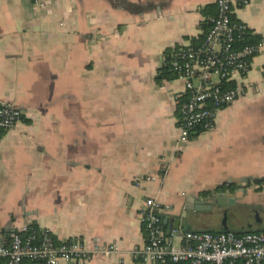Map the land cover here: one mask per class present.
Returning <instances> with one entry per match:
<instances>
[{"label":"crops","instance_id":"obj_1","mask_svg":"<svg viewBox=\"0 0 264 264\" xmlns=\"http://www.w3.org/2000/svg\"><path fill=\"white\" fill-rule=\"evenodd\" d=\"M214 13L215 0H0V104L23 112L0 132L1 240L32 224L57 243L118 246L76 264H135L146 197L182 214L217 187L237 202L214 207L255 217L235 231L264 225V0H232V19L263 42L231 83L244 93L177 141L184 80L168 61ZM193 211L190 230L207 231Z\"/></svg>","mask_w":264,"mask_h":264},{"label":"built area","instance_id":"obj_2","mask_svg":"<svg viewBox=\"0 0 264 264\" xmlns=\"http://www.w3.org/2000/svg\"><path fill=\"white\" fill-rule=\"evenodd\" d=\"M215 5L216 13L202 40L179 46L168 61L169 70L184 80V91L175 98L178 143L186 142L197 129H211L218 110L242 96L241 85L231 83L247 72L251 58L263 46L261 41L246 42L250 30L232 19V0H215ZM22 113L12 104H0V132L14 128ZM144 180L154 177L137 176L135 185ZM170 210L169 204L156 197L143 200L139 218L146 239L132 248L135 264H264V231L176 230L173 234L183 243L173 245L160 229V216ZM117 252L114 243L87 246L76 239L57 243L47 230L29 225L11 232L6 243L0 239V264H76Z\"/></svg>","mask_w":264,"mask_h":264},{"label":"water","instance_id":"obj_3","mask_svg":"<svg viewBox=\"0 0 264 264\" xmlns=\"http://www.w3.org/2000/svg\"><path fill=\"white\" fill-rule=\"evenodd\" d=\"M218 187L214 189V191L205 196V197H189L187 203L185 205V209L182 214H173V209L170 210L169 216H160V229L163 231L165 225L167 226L168 234H171V231L177 230L179 232L180 226H185L186 230L189 231L190 225L188 224V210L194 211H205L210 210L214 206H225V205H233L237 202L235 194L227 195L224 191H218ZM255 231H264V225L261 224V221L258 220L256 222ZM248 231V230H246ZM236 233H240L243 231H235Z\"/></svg>","mask_w":264,"mask_h":264},{"label":"rangeland","instance_id":"obj_4","mask_svg":"<svg viewBox=\"0 0 264 264\" xmlns=\"http://www.w3.org/2000/svg\"><path fill=\"white\" fill-rule=\"evenodd\" d=\"M220 207H213L210 210L205 211H193L189 214L190 217L198 218L203 227L207 231H211V229H215L214 231H221V225L226 224L228 229L231 231H235L237 226H243L245 220L253 219L250 217H246L243 213L237 212L232 213V209L226 207L224 210ZM232 214V215H231ZM234 214V215H233ZM234 216V218L232 217ZM248 231H255V230H248Z\"/></svg>","mask_w":264,"mask_h":264},{"label":"trees","instance_id":"obj_5","mask_svg":"<svg viewBox=\"0 0 264 264\" xmlns=\"http://www.w3.org/2000/svg\"><path fill=\"white\" fill-rule=\"evenodd\" d=\"M214 15H215V13H214ZM233 20H234V19H233ZM235 21H236V20H235ZM201 27L203 28L204 33L199 37L198 40H196L195 42H193L194 44H198V43L202 40L204 34L207 32V30H208L209 27H210V22H209V21H207V22H203V23L201 24ZM254 39H255V36L252 35V34H248V35L246 36V42H249V43H256L257 41H254ZM240 45H242V44L239 43V46H240ZM257 181H258V183H262V182H264V178L258 179ZM29 226H30V227H33L34 229H37L36 226H34V225H32V224L29 225ZM165 236H166V235H165ZM40 263H42V262H40Z\"/></svg>","mask_w":264,"mask_h":264}]
</instances>
